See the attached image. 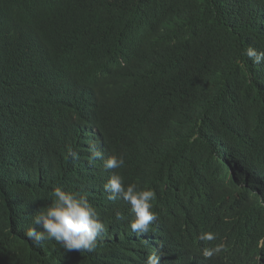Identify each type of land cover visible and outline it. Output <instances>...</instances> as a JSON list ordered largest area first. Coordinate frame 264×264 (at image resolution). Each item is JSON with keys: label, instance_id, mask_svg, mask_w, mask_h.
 <instances>
[{"label": "trees", "instance_id": "obj_1", "mask_svg": "<svg viewBox=\"0 0 264 264\" xmlns=\"http://www.w3.org/2000/svg\"><path fill=\"white\" fill-rule=\"evenodd\" d=\"M255 5L264 11V0H0V264L128 263L122 228L92 252L25 236L55 187L76 174L81 189L84 170L94 174L90 127L65 118L89 91L109 98L107 89L119 97L109 98L98 142L123 157L125 186L153 188L154 207L176 212L195 239L263 238L264 66L254 74L245 55L256 47L245 22ZM77 65L111 82L81 80L63 101L51 81H74ZM162 235L167 245L171 233ZM233 243L192 262L174 260L168 245L163 263L230 262Z\"/></svg>", "mask_w": 264, "mask_h": 264}, {"label": "clouds", "instance_id": "obj_2", "mask_svg": "<svg viewBox=\"0 0 264 264\" xmlns=\"http://www.w3.org/2000/svg\"><path fill=\"white\" fill-rule=\"evenodd\" d=\"M263 5H255L253 11L247 10L245 22L252 25L250 40L255 48L248 46L245 52L247 58L254 64V74L264 66V11ZM246 10V9H245ZM82 72L74 81L63 77H55L51 81L53 90L61 100L73 99L79 89L81 80L90 78L101 82H111L95 73L85 71L84 65H77ZM90 73V75H89ZM257 73V72H256ZM109 90V98L116 101L119 97L115 90ZM108 97L98 99L90 91L77 107H72L65 122L85 123L92 132L88 143L87 164L96 162L95 170H84L82 188L77 186L78 175L71 174L69 185L55 187L52 190L51 203L41 207L38 214L32 218V226L25 232L26 238L34 244L45 240H54L66 252H92L97 247V238L105 242L111 237L116 240L120 235H113V228H122V240L126 243L127 264H164L165 249L172 245L174 260L192 262L199 258L211 260L216 254L225 250V240H233L234 254L232 261L221 264H264V236L255 244H249L232 237L226 230L221 242L212 244L217 236L213 232H203L198 239L183 231V224L178 214L170 209L154 207L155 192L153 188H140L135 183L125 186L120 169L124 165L123 157H117L114 150L99 144V120L108 111L111 101ZM111 129L118 131V126L112 123ZM69 156L78 159L79 154L70 150ZM139 159L144 160L140 157ZM27 160V158L25 159ZM84 160V159H82ZM79 164L81 166V161ZM103 166V169L101 167ZM139 168L134 174H141L145 168ZM239 168V166H238ZM118 169L119 172H118ZM264 171V168L262 169ZM250 187L253 196L259 195V184ZM264 201V182L262 186ZM262 211V208H261ZM37 228L42 229L38 231ZM163 230L170 231V240L165 245ZM170 264L171 261L167 260Z\"/></svg>", "mask_w": 264, "mask_h": 264}, {"label": "rangeland", "instance_id": "obj_3", "mask_svg": "<svg viewBox=\"0 0 264 264\" xmlns=\"http://www.w3.org/2000/svg\"><path fill=\"white\" fill-rule=\"evenodd\" d=\"M101 169H103V166L101 167Z\"/></svg>", "mask_w": 264, "mask_h": 264}]
</instances>
